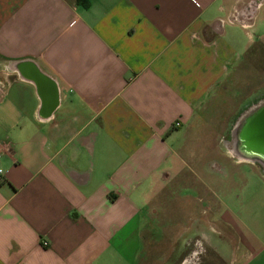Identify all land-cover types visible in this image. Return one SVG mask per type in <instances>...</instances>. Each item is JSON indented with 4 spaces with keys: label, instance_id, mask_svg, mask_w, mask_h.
Wrapping results in <instances>:
<instances>
[{
    "label": "crops",
    "instance_id": "0c3cea01",
    "mask_svg": "<svg viewBox=\"0 0 264 264\" xmlns=\"http://www.w3.org/2000/svg\"><path fill=\"white\" fill-rule=\"evenodd\" d=\"M247 1L0 0V264H138L186 127L264 42ZM236 162L254 169L235 200L221 162H183L208 192L181 231L264 264V166Z\"/></svg>",
    "mask_w": 264,
    "mask_h": 264
},
{
    "label": "rangeland",
    "instance_id": "374dc122",
    "mask_svg": "<svg viewBox=\"0 0 264 264\" xmlns=\"http://www.w3.org/2000/svg\"><path fill=\"white\" fill-rule=\"evenodd\" d=\"M263 28L259 20L257 32H262ZM247 34H255L254 28H246ZM225 81L198 107L177 148L181 162H177L166 182L159 183L150 196L138 264H184L189 257L192 264H225L219 257L224 253V248H216V243H187L190 239L203 238L204 233L181 231L193 217L190 211H204L205 192H208L207 187L196 180L183 162L187 161L192 166L201 159L212 161L214 165H220L221 162L225 170L222 175L229 179V197L235 200L238 194L243 193L230 179L235 180L238 171L250 175L254 168L236 162L244 158L234 153L231 142L226 141V135L241 114L264 102L263 41L253 45V49L248 51ZM214 165L201 170L204 179L214 177ZM195 169L192 167V170ZM198 197L203 200L199 201ZM228 246L230 253H237L233 241Z\"/></svg>",
    "mask_w": 264,
    "mask_h": 264
},
{
    "label": "water",
    "instance_id": "95a60500",
    "mask_svg": "<svg viewBox=\"0 0 264 264\" xmlns=\"http://www.w3.org/2000/svg\"><path fill=\"white\" fill-rule=\"evenodd\" d=\"M31 76L45 79L36 72ZM237 125L234 153L264 166V102L246 112Z\"/></svg>",
    "mask_w": 264,
    "mask_h": 264
},
{
    "label": "flooded vegetation",
    "instance_id": "af4514ba",
    "mask_svg": "<svg viewBox=\"0 0 264 264\" xmlns=\"http://www.w3.org/2000/svg\"><path fill=\"white\" fill-rule=\"evenodd\" d=\"M262 2H264V0H248L247 2H246V4L244 5V7L242 8V10H241V14L242 15H248V14H250V13H252V12H254L255 10H256V8H257V6L258 5H260ZM259 105V104H258ZM257 106V105H256ZM256 106H254V107H256ZM253 107V108H254ZM252 109V108H251ZM249 111V110H248ZM247 111V112H248ZM246 112H244L243 114H241V116L238 118V120L236 119L235 121H234V123H235V125H233V127H232V129H231V131H229L228 133H227V142H231V144H232V149H234V145H235V139H236V130H237V124H238V122H239V120H240V118L245 114ZM190 262H192L191 260H186V262L184 263V264H191Z\"/></svg>",
    "mask_w": 264,
    "mask_h": 264
},
{
    "label": "trees",
    "instance_id": "16d2710c",
    "mask_svg": "<svg viewBox=\"0 0 264 264\" xmlns=\"http://www.w3.org/2000/svg\"><path fill=\"white\" fill-rule=\"evenodd\" d=\"M252 49H253V45H251V46L247 49L245 55L248 53V51H251ZM245 55H244V56H245Z\"/></svg>",
    "mask_w": 264,
    "mask_h": 264
},
{
    "label": "built area",
    "instance_id": "2783aa9c",
    "mask_svg": "<svg viewBox=\"0 0 264 264\" xmlns=\"http://www.w3.org/2000/svg\"><path fill=\"white\" fill-rule=\"evenodd\" d=\"M178 125H179V122H175V123H174V126L177 127ZM1 172H2V170L0 169V173H1ZM44 244H46V242H44Z\"/></svg>",
    "mask_w": 264,
    "mask_h": 264
}]
</instances>
